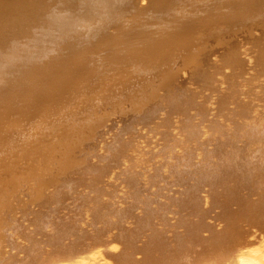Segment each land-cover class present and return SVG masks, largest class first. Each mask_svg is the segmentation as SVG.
I'll list each match as a JSON object with an SVG mask.
<instances>
[{"label":"bare ground","instance_id":"bare-ground-1","mask_svg":"<svg viewBox=\"0 0 264 264\" xmlns=\"http://www.w3.org/2000/svg\"><path fill=\"white\" fill-rule=\"evenodd\" d=\"M0 264H264V0H0Z\"/></svg>","mask_w":264,"mask_h":264}]
</instances>
